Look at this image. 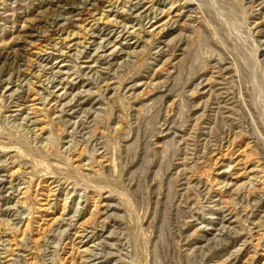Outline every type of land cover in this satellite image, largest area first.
<instances>
[{"label":"rangeland","instance_id":"obj_1","mask_svg":"<svg viewBox=\"0 0 264 264\" xmlns=\"http://www.w3.org/2000/svg\"><path fill=\"white\" fill-rule=\"evenodd\" d=\"M263 87L264 0H0V264H264Z\"/></svg>","mask_w":264,"mask_h":264},{"label":"bare ground","instance_id":"obj_2","mask_svg":"<svg viewBox=\"0 0 264 264\" xmlns=\"http://www.w3.org/2000/svg\"><path fill=\"white\" fill-rule=\"evenodd\" d=\"M95 3V2H94ZM93 3V4H94ZM96 4V3H95ZM88 5V4H87ZM65 22V21H64ZM55 25V24H54ZM61 30V29H60ZM56 31H57V29H56ZM57 33V32H56ZM254 56V55H253ZM254 59V58H253ZM259 88V87H258ZM264 88V87H263ZM260 90V89H259ZM255 94V93H254ZM254 96V95H253ZM252 96V97H253ZM264 96V95H263ZM260 98H261V96H260ZM252 99V98H251ZM258 100V99H257ZM257 100H255L256 102H257ZM264 100V99H263ZM259 101V103H254L253 104V106H252V108H248V111L250 112V114L251 115H253V114H255V113H258V110H259V107L261 108V106H262V104H264L263 103V101L260 99V100H258ZM253 102H254V100H253ZM260 105V106H259ZM264 109V108H263ZM253 121H254V129L255 130H258V127H257V125H256V121H255V118L253 117ZM264 129V128H263ZM264 131V130H263ZM262 138H263V140H264V137L263 136H261ZM181 209V208H180Z\"/></svg>","mask_w":264,"mask_h":264}]
</instances>
